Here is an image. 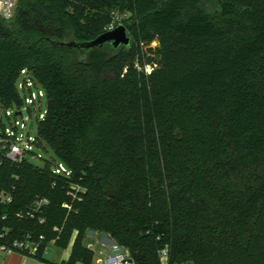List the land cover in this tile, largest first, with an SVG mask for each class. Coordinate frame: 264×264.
I'll list each match as a JSON object with an SVG mask.
<instances>
[{"label":"trees","instance_id":"obj_1","mask_svg":"<svg viewBox=\"0 0 264 264\" xmlns=\"http://www.w3.org/2000/svg\"><path fill=\"white\" fill-rule=\"evenodd\" d=\"M126 13L130 46L65 44ZM24 68L48 96L36 144L72 175L0 148V241L91 264V229L136 264L164 248L168 264H264V0H17L0 14L1 107L23 103ZM75 231L68 260L45 258Z\"/></svg>","mask_w":264,"mask_h":264},{"label":"built area","instance_id":"obj_2","mask_svg":"<svg viewBox=\"0 0 264 264\" xmlns=\"http://www.w3.org/2000/svg\"><path fill=\"white\" fill-rule=\"evenodd\" d=\"M16 4L17 0H0V14L7 18L11 17ZM118 20L119 19L111 23L108 27V30L115 28L119 23ZM20 76L24 79L22 87L26 92L27 90L30 91V96L25 94L23 104L28 105V109L31 111L33 109L37 110L38 103H40V105L42 104L41 102L42 98L44 97V91L42 90V87L37 84L36 80L26 68L21 70ZM34 86L38 88V94L33 90ZM1 109L4 110L5 116L11 122L12 128L6 124L4 115L0 112V148L5 150L7 158L14 162H20L27 158L28 155L34 154L35 147L37 146L36 136L33 137L31 132L29 133L26 131V123L23 125L22 134H20L17 115L22 114V111L16 112L15 109H11V107L0 106V110ZM45 114L46 113L44 112H40L37 117L43 119L45 118ZM13 118H15V122L13 121ZM54 174L70 177L72 172L64 163L60 162L54 166ZM11 200V194L2 193L0 196V202H10ZM48 203L49 199L47 198L37 200L32 208L28 211V215L34 217L35 212L41 210ZM40 221L43 222L44 218H41ZM2 237L3 235L1 234L0 238L2 239ZM43 238L44 236H40V239ZM39 243L40 242L29 238L15 239L10 242L0 241V249L5 253L18 252L26 256H37L39 251ZM87 246L95 253V259L91 264H136V261L133 259L130 252L115 241H104L99 237H96V243H88ZM99 246H102V248L97 250ZM160 257L162 264H168V248L162 249Z\"/></svg>","mask_w":264,"mask_h":264},{"label":"rangeland","instance_id":"obj_3","mask_svg":"<svg viewBox=\"0 0 264 264\" xmlns=\"http://www.w3.org/2000/svg\"><path fill=\"white\" fill-rule=\"evenodd\" d=\"M16 8V7H15ZM15 11V9H14ZM14 14V12H13ZM130 17V13H126L125 16H120L118 17V21L119 24L122 23L127 27L128 30V34L131 36L132 40H133V35L131 33L130 30V24H132V21L130 19H128ZM159 44V42L157 41V39H155L149 47H153L155 48L157 45ZM148 48V47H147ZM148 71L150 70V68L147 69ZM24 79L23 77H21L19 79V94L20 97L22 99L25 98V94H28L30 96V91L27 90V92L24 90V88L22 87V83H23ZM33 90L38 94V88L36 86L33 87ZM42 90L44 91V97L42 98V104L40 105V103H38L37 106V110H32L30 111L28 109V105L26 104H15L14 106L11 107V109H15L16 112H21L22 114H18L17 115V120L19 121V127H20V134H22L23 132V125L26 123L27 132H31L32 136L35 137L38 134V124H39V119L37 117V115L40 112H44L46 113L48 110V96H47V92L45 91V89L42 88ZM0 112L4 115V120L6 122V124L12 128L11 122L9 121V119L5 116V112L3 109L0 110ZM13 121L15 122V118H13ZM27 158L34 164L38 165V166H44L46 160H53L55 159V163H60L62 160L60 158H58V156L55 154V152L49 147L47 146V148H42L39 146L35 147L34 150V154L28 155ZM77 187V186H76ZM78 189H80L81 187H77ZM64 206H68L66 203L64 204ZM69 207V206H68ZM70 208V207H69ZM76 234L77 231H75L73 238L69 244V246L67 248H71V253H72V249H73V244L76 238ZM85 239H86V244L88 245V243H96V237H99L101 240L104 241H115L113 240L107 233L102 232V231H98V230H91L88 229L86 231L85 234ZM116 242V241H115ZM53 243V244H52ZM65 248V249H67ZM102 248V246H99L97 248V250H100ZM59 251V247H57L55 245V241L54 239L51 240L49 246H48V252H47V258L49 259H58L56 256V253ZM97 254V253H96ZM69 259V258H68Z\"/></svg>","mask_w":264,"mask_h":264},{"label":"water","instance_id":"obj_4","mask_svg":"<svg viewBox=\"0 0 264 264\" xmlns=\"http://www.w3.org/2000/svg\"><path fill=\"white\" fill-rule=\"evenodd\" d=\"M132 41L131 36L128 34L127 27L120 23L115 28L109 29L100 34L96 38L85 42H67V46L80 48L82 50H90L98 47H102L105 44H111L114 48L120 46H130ZM159 42V39H157Z\"/></svg>","mask_w":264,"mask_h":264},{"label":"crops","instance_id":"obj_5","mask_svg":"<svg viewBox=\"0 0 264 264\" xmlns=\"http://www.w3.org/2000/svg\"><path fill=\"white\" fill-rule=\"evenodd\" d=\"M53 244V243H52ZM49 246V245H48ZM47 252H48V247L46 252L44 253L45 258L47 260H53V261H65L68 260V258L71 255V248L67 249H60L56 253V258L54 259H49L47 258ZM0 264H49L48 261L46 260H41L36 256H26L18 252H13V253H5L0 249Z\"/></svg>","mask_w":264,"mask_h":264}]
</instances>
